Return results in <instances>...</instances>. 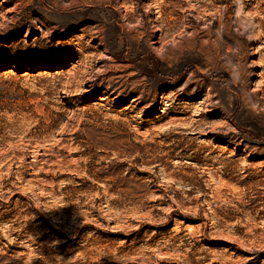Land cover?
I'll return each mask as SVG.
<instances>
[{"label":"rangeland","instance_id":"1","mask_svg":"<svg viewBox=\"0 0 264 264\" xmlns=\"http://www.w3.org/2000/svg\"><path fill=\"white\" fill-rule=\"evenodd\" d=\"M243 2L0 0V264H264Z\"/></svg>","mask_w":264,"mask_h":264},{"label":"clouds","instance_id":"2","mask_svg":"<svg viewBox=\"0 0 264 264\" xmlns=\"http://www.w3.org/2000/svg\"><path fill=\"white\" fill-rule=\"evenodd\" d=\"M235 5L236 31L238 35L247 39H252V30L256 27L254 18L248 15L244 8L243 0H233ZM236 55V50L228 54L224 58V65L226 71L229 73L230 79L235 82L239 79L240 68L234 61L233 57Z\"/></svg>","mask_w":264,"mask_h":264}]
</instances>
